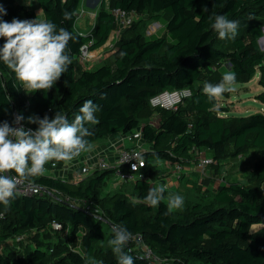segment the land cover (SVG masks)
Masks as SVG:
<instances>
[{
  "label": "trees",
  "instance_id": "trees-1",
  "mask_svg": "<svg viewBox=\"0 0 264 264\" xmlns=\"http://www.w3.org/2000/svg\"><path fill=\"white\" fill-rule=\"evenodd\" d=\"M35 3L42 10V21H52L72 33V64L53 89L30 92L0 62V121L11 124L19 113L23 126L35 130L37 125L27 123L29 116L52 118L59 111L72 120L84 101L91 99L99 105V122L90 126L91 144L140 127L144 141L151 145L140 169L149 178L109 188L111 169L96 168L78 177L67 172L62 178L66 161L48 162V170L55 169L57 174L50 171L34 178L43 193H18L0 220V264H85L88 257L117 264L108 244L113 224H123L133 236L140 235L161 264H264V114L224 115L218 98L209 100L202 92L203 82L217 84L226 72H234L237 82H244L258 71L263 90L255 97L264 104V49L258 43L263 35L264 0H107L108 4L102 0L86 35L75 27L80 0ZM0 4L7 11L2 16L5 21L36 18L34 7L17 0H0ZM115 7L133 11L136 20L121 32L111 63L84 68L78 59L80 47L92 41L89 48L95 49L107 40L116 27L109 10ZM65 11L73 13L71 20H64ZM167 13L164 27L173 40L165 35L147 36L143 26ZM217 14L240 22L234 40L219 39L211 28L208 17ZM4 42L0 38V48ZM121 51L127 53L123 59ZM222 61L229 67L214 70L213 65ZM216 71L220 77L212 81L210 76ZM183 87H189L192 94L176 110L150 106L149 99L156 93ZM195 149L212 159L203 173L196 166ZM253 149L260 155L245 181L218 178L214 188L207 187L214 162ZM158 160L181 164L184 171L186 164H193L200 176L191 194L190 188L184 190V205L168 215L166 199L158 207L143 203L150 187L167 182L154 163ZM169 191L170 186L166 196ZM53 220L61 227L51 226ZM255 223L262 226L251 231ZM138 245L133 239L126 248L135 264H153L139 254Z\"/></svg>",
  "mask_w": 264,
  "mask_h": 264
},
{
  "label": "clouds",
  "instance_id": "clouds-1",
  "mask_svg": "<svg viewBox=\"0 0 264 264\" xmlns=\"http://www.w3.org/2000/svg\"><path fill=\"white\" fill-rule=\"evenodd\" d=\"M203 11L207 12L208 9L205 7ZM4 15H7V11L0 4V38L5 41L0 48V62L30 92L53 89L72 64L69 48L70 42H74L72 33L49 20L13 18L8 22L2 19ZM72 16L71 12L63 13L64 20H71ZM208 19L219 39L236 38L238 20L221 14L211 15ZM261 42H264V35L258 37V43ZM126 55V52H120L121 59ZM236 82L237 75L229 71L223 74L217 84L203 82L202 92L209 100H214L224 93L235 92ZM98 111L99 105L88 99L72 120L59 111L52 118L47 115L43 118L29 116L27 123L37 125L35 130L23 126L24 117L19 113L14 114L11 124L0 121V205L4 206L0 218L8 211L21 187L37 190L34 178L44 173L45 164L50 161H72L83 152L91 151L92 144L88 137L93 135L90 126L99 122L96 116ZM132 170H137V164L132 165ZM166 189L167 185L163 184L150 187L143 203L158 207L166 199L165 215L180 209L184 205V197L171 192L166 196ZM111 232L113 238L108 244L117 264H135L130 250H126L134 239L132 232L123 224L111 225ZM85 264L103 262L88 257Z\"/></svg>",
  "mask_w": 264,
  "mask_h": 264
},
{
  "label": "built area",
  "instance_id": "built-area-1",
  "mask_svg": "<svg viewBox=\"0 0 264 264\" xmlns=\"http://www.w3.org/2000/svg\"><path fill=\"white\" fill-rule=\"evenodd\" d=\"M102 0H94L97 4ZM106 4L107 0H105ZM110 12L113 14L116 27L115 32L120 35L123 30L128 28L137 18V14L133 11H127L118 7L109 8ZM24 19H34L32 17H24ZM117 37V36H116ZM88 43L83 44L80 47L79 61L84 63L91 58V49ZM113 48V46L111 45ZM192 90L189 87H183L178 89H165L155 95L151 96L149 99L150 106L153 108L161 107L168 110H176L177 107L189 96H191ZM16 114V113H15ZM120 144L119 148L116 144ZM147 143L142 137L141 128L134 129L129 132H120L116 139L110 144L109 147H102L98 152L89 153L88 155L75 158L72 161H66L63 165L62 171H68L71 166H76L77 175H87L91 173L94 169H111V178L118 180L119 183L131 182L137 179H147L149 176L146 173L140 171V165L145 163V153L148 151L146 149ZM109 152L111 153V159L109 157ZM195 157L198 159L197 168L200 172L205 171L206 165H208L212 159L211 157L205 155L203 150H196L194 152ZM142 158V159H140ZM73 164V165H72ZM137 164V170H132V165ZM54 166V163H52ZM174 173L180 176L184 173V167L181 164H176L173 166ZM64 177V174H61ZM151 183H155L150 180ZM36 184V183H35ZM169 187L168 182L162 183ZM37 185V184H36ZM43 188L37 185V190L32 191L21 187L18 193L23 195H40L43 193ZM87 208H92L91 205H87ZM1 212V211H0ZM3 217V216H2ZM1 220V218H0ZM51 226L58 229L61 227L56 221L51 222ZM134 239L139 243V254L147 258L153 264H161L162 260L152 250L142 243V238L138 234H134ZM22 237H17L16 240H20Z\"/></svg>",
  "mask_w": 264,
  "mask_h": 264
},
{
  "label": "rangeland",
  "instance_id": "rangeland-1",
  "mask_svg": "<svg viewBox=\"0 0 264 264\" xmlns=\"http://www.w3.org/2000/svg\"><path fill=\"white\" fill-rule=\"evenodd\" d=\"M17 1L21 3L25 2V0H17ZM169 15L170 14L167 13L165 17H162L161 19L156 21L157 25L159 24L162 27V29H160L158 33H155V35L159 36V35L165 34L166 38H168L169 41H172L173 38L166 31L164 27L166 18H168ZM262 29L264 30V27ZM143 30L147 36H150L151 34H148L147 32L154 31L155 25L149 24L147 27L146 25H144ZM263 35H264V31H263ZM259 44L261 48L264 49V42H261ZM112 60H113V57H112V54H110L109 57L105 59L103 62L102 61L100 62L91 61L90 62L89 60V61H86L85 63L88 69H94L103 63H111ZM221 65L223 67L225 66L229 67L228 63L222 61L219 64L213 65L214 70H217L216 68ZM218 77H220V72L216 71L210 76V79L212 81H215L217 80ZM258 80H259V72L257 71L256 74L253 76V78H251L250 80L244 81V82H237L235 84V87H236L235 92L224 93L221 97H218L219 105L225 108L224 109L225 111H223V114L224 115H234V116H246V115H250L254 113L264 114V104L260 102L258 99H256L255 97L259 92L263 90V87L259 84ZM101 140L105 141V138L97 140V143H100ZM95 144H96L95 142L92 143V146H94ZM206 154L207 153H205V155ZM259 155H260L259 150L253 149V150H250L246 155L238 156V157H227L226 159L221 160L218 163L214 162L212 166H210L212 175L214 177L210 179L214 180L216 178H219V180L226 181V182L227 181H240V182L245 181L246 173L251 170L253 162L259 157ZM107 183L113 184V183H119V182L116 179L109 178L107 179ZM190 189H191L190 190V194H191L192 191H194V189L193 187H191ZM194 194L196 196L197 191L194 192ZM261 226H262L261 223L252 224L250 226V230L255 231L259 229Z\"/></svg>",
  "mask_w": 264,
  "mask_h": 264
},
{
  "label": "crops",
  "instance_id": "crops-1",
  "mask_svg": "<svg viewBox=\"0 0 264 264\" xmlns=\"http://www.w3.org/2000/svg\"><path fill=\"white\" fill-rule=\"evenodd\" d=\"M21 3V2H19ZM22 4L27 5L28 7H34L35 8V15L37 20L42 21L43 19V13L41 8L37 7L35 0H25V2H23ZM36 5V7H35ZM97 9H98V4L96 2H94V0H80V4H79V8H78V12H77V17H76V23H75V27L78 30V32L82 35H86L88 33H90L94 22H95V16L97 13ZM157 20H151L148 21L146 24V27L149 24H154L155 25V30L152 32H147L148 34H155L158 33L160 29H162V27L157 23ZM148 29V28H147ZM165 35V34H164ZM117 36V37H116ZM120 35H118L115 32V29H113L107 40L99 47L95 48V49H91V58L89 59L90 62L94 61V62H100V61H104L105 59H107L109 57L110 54L113 53V50L115 48V43L117 41V39L119 38ZM111 45L113 46V48H111ZM87 60V61H89ZM84 68L86 67V63H82ZM119 133H114L109 135L107 138H105L104 140H101L100 143H97V141H95V145L92 146L91 151H87V152H83L81 155L85 156L88 155L89 153H94V152H98L102 147L106 146L109 147L110 144L116 139L117 135ZM94 143V142H93ZM119 143L116 144V146L119 148ZM146 149H151V145L147 144V146H145ZM109 157L110 159L111 157V153L109 152ZM154 163L157 165V168L160 169L162 171L161 175L163 178V181H167L169 186H170V191L171 193H176L179 194L180 191L181 192V196L184 190H186L187 188H191L192 186H194L195 181H199L200 182V176L196 170V167L193 164H186L185 165V171L183 176L184 177H178L177 175H175L174 173V169L173 166L168 163L165 162L163 160L161 161H154ZM73 165V164H72ZM45 171L44 173H50L51 170H48L47 166L45 165ZM72 168L69 169L68 171L63 172L62 174L67 175L68 173L73 175H76V177H78V173L76 171V166H71ZM57 174V170L53 169L51 172H53ZM68 172V173H67ZM209 175H210V170H209ZM214 176L212 175L211 178H213ZM218 178L211 180L210 179V183L209 185L207 183H205V185L209 188H214L216 185V181ZM158 180V179H157ZM203 184V183H202ZM201 184V185H202ZM205 185H202V188L204 189ZM119 184L118 183H113V184H108L109 188H116L118 187Z\"/></svg>",
  "mask_w": 264,
  "mask_h": 264
},
{
  "label": "water",
  "instance_id": "water-1",
  "mask_svg": "<svg viewBox=\"0 0 264 264\" xmlns=\"http://www.w3.org/2000/svg\"><path fill=\"white\" fill-rule=\"evenodd\" d=\"M137 129H139V127H137Z\"/></svg>",
  "mask_w": 264,
  "mask_h": 264
}]
</instances>
